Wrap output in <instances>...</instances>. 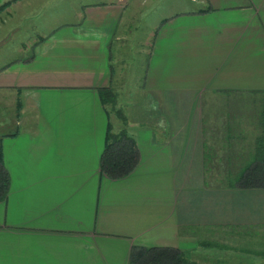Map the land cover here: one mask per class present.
Here are the masks:
<instances>
[{
  "label": "crops",
  "instance_id": "obj_1",
  "mask_svg": "<svg viewBox=\"0 0 264 264\" xmlns=\"http://www.w3.org/2000/svg\"><path fill=\"white\" fill-rule=\"evenodd\" d=\"M61 2L0 0V264H127L134 245L232 251L236 230L264 233V188L222 185L253 147L237 103L264 91V0H98L70 22ZM148 15L145 36L126 29ZM115 110L138 158L110 178Z\"/></svg>",
  "mask_w": 264,
  "mask_h": 264
},
{
  "label": "trees",
  "instance_id": "obj_2",
  "mask_svg": "<svg viewBox=\"0 0 264 264\" xmlns=\"http://www.w3.org/2000/svg\"><path fill=\"white\" fill-rule=\"evenodd\" d=\"M103 104H114V94L109 87L98 88ZM264 102V91H261ZM123 127L117 133H111L109 125L99 156L100 171L110 178L127 175L135 166L138 158L133 139L124 128L125 120L120 111L115 110ZM259 132L253 138V147L248 160L236 170L235 175L227 178L225 186L236 188H264V103L258 112ZM8 187V176L0 154V200H3ZM204 248L224 249L213 241H201ZM264 257V252L258 253ZM127 264H199L188 258L185 253L171 246H139L130 248Z\"/></svg>",
  "mask_w": 264,
  "mask_h": 264
},
{
  "label": "rangeland",
  "instance_id": "obj_3",
  "mask_svg": "<svg viewBox=\"0 0 264 264\" xmlns=\"http://www.w3.org/2000/svg\"><path fill=\"white\" fill-rule=\"evenodd\" d=\"M97 1L98 0H62L59 6L62 18L66 19L67 22L73 21V19H75V10L79 9L80 3H91ZM153 17L154 15H148L140 23L126 25V29L129 32L135 33L137 36H145L146 33L151 31L155 26V22L151 21L153 20ZM148 41L149 40L146 41L147 43L143 42L141 43V45H139L141 51H146L145 48L148 45ZM137 45L138 43L135 44V47H137ZM262 103L264 102L261 93L254 94L253 92H244L238 97L237 111L239 123L241 125H244V127L245 125L246 127L249 126L250 128L248 130V133L250 132V134H252L253 136L258 134L259 132L257 116ZM247 147L249 148L250 146ZM244 153V157H240V162H242V159H247V157L249 156V149L248 152ZM237 167H231V170L229 169L230 173L233 174L237 170ZM221 169L223 173L224 168ZM222 178V185L225 186L226 181H224V176ZM204 185L207 186L208 184L206 183ZM236 231L237 232H234L240 237L239 242L241 243L239 247H232V251L229 250L230 248L226 250L217 248H190L187 249L184 253L188 258L196 261L199 264H264V257H261L258 254L260 252H264V233L259 230L238 229ZM253 233L255 235V244L251 247V239L253 238ZM260 235H262V238H258ZM247 238L249 239V243L247 242ZM258 239L260 240L258 241ZM223 242L226 245L232 244V241H230L229 238L224 239ZM236 255L238 256L235 257Z\"/></svg>",
  "mask_w": 264,
  "mask_h": 264
}]
</instances>
